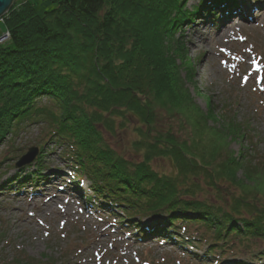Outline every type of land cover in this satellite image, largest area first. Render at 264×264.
Listing matches in <instances>:
<instances>
[{
  "label": "trees",
  "instance_id": "1",
  "mask_svg": "<svg viewBox=\"0 0 264 264\" xmlns=\"http://www.w3.org/2000/svg\"><path fill=\"white\" fill-rule=\"evenodd\" d=\"M186 2L58 0L38 13L28 0L9 8L0 21L1 30L9 32V38L0 42V143L8 135L16 137L26 125L42 122L73 145L93 191L111 196L127 215L160 212L170 227L195 220L214 233L208 248L221 237L264 238V205L258 211L250 203L255 199L231 191L233 203L223 206V201L216 205L196 197L200 175L207 178L208 188L218 191L216 177L204 165L221 151L213 146L208 160L204 150L193 155L188 141L165 122L178 107V95L189 98L187 81L179 72L186 54L176 33L198 11L187 8ZM190 61L184 70L186 80L192 81ZM210 103L204 119L197 111V126L206 127L209 117L231 124L228 131L215 121V126L208 123L225 144L229 145V135L230 142L247 135L250 139L248 120L239 119L232 104L225 102L216 115ZM129 130L137 136L127 141L126 152L118 151L110 141L122 140L119 134ZM200 130L195 129L199 136ZM248 142V147L240 145L238 158L227 155L224 164H217L233 186L243 187L256 177L255 164L247 158L252 155L249 147L257 144ZM155 157L169 158L172 174L158 173L151 165ZM241 167L243 176L238 178ZM176 180L190 185L189 197L180 200L174 195L180 191ZM151 231L163 235L154 226L142 237Z\"/></svg>",
  "mask_w": 264,
  "mask_h": 264
},
{
  "label": "rangeland",
  "instance_id": "2",
  "mask_svg": "<svg viewBox=\"0 0 264 264\" xmlns=\"http://www.w3.org/2000/svg\"><path fill=\"white\" fill-rule=\"evenodd\" d=\"M26 1L28 0H14L10 8L20 6ZM56 1L58 0H31L38 13L53 8ZM238 2L239 9L229 15L236 16L232 18L238 20L234 21L230 17L227 21H221L219 18L218 22L212 24L206 13L200 10L193 19L194 22L183 27L184 37L179 38L176 33L186 54L179 72L187 81L185 89L189 98H185L184 95L180 97L179 94L178 107L174 115L165 121L173 126L181 140L188 141L193 155L204 150L208 160L213 146L221 151L215 158L211 156L204 165L210 168L216 177L218 191L208 188L210 184L205 182L207 178L200 175L198 181L201 190L197 195L216 205L223 201V206H227L226 202L233 203L231 199H227L231 190L235 195L242 197L248 196L244 193L251 192L253 195L248 197L254 198L255 194L258 198L254 199L264 200V0ZM197 5H200L199 0L186 2L189 9ZM2 19L0 18V21ZM0 27H4L3 23H0ZM2 28L0 35L3 33ZM188 61L192 67L194 65L192 81L186 80L184 67ZM210 101L214 105L213 114L216 115L220 114L225 102L230 104L236 102L237 117L248 120L250 136L257 140V145L251 149V157L247 158L250 163L256 164L254 171L257 173H253L256 177H250L243 187H239L238 184L234 187L225 176V172L217 169V164L221 162L224 164L227 155L238 158L240 145L243 143V146L248 147L249 142L246 139L248 135L242 141L237 139L231 142L229 135L227 145L226 140L216 138L215 132L210 129L209 124L215 126L213 118L207 117L209 124L206 123V127L204 124L197 126L199 120L196 118L197 111L203 112L204 119V114L211 105ZM215 122L228 131L232 129L231 124L225 121ZM51 127L41 122L33 123L23 127L15 138L8 135L4 141L6 143H0V264H206L197 258L192 260L194 257L180 259L182 256L180 249L172 247L170 243L159 244L160 241L156 240L145 243L133 240L138 226H135V229L129 226L126 228L128 231H124L118 225L116 216L111 213L114 210L118 214L117 208L105 210L100 207L102 203L112 200L111 196L95 194L99 198H95L96 205L86 207L85 212H81L83 209L69 192L71 187L61 186L66 180L64 175L70 161L65 158L67 148L62 145L63 141L57 139L58 135ZM200 128L201 136L195 131ZM119 135L122 140L115 139L110 143L118 151L126 152L129 149L126 147L129 145L127 141H131L137 135L130 130L126 135L122 133ZM39 144L43 153L38 160H42L44 178L35 186L28 183L18 191L10 190L6 182L19 171L14 165L16 160L28 147ZM243 154L245 155V152ZM249 162H246L243 168L247 167ZM151 165L162 175L172 174L173 166L169 158L155 157L151 160ZM25 167L30 172L35 165L31 163ZM237 169L238 178L242 177V167ZM55 172L60 173L53 177ZM81 173L84 175L82 171ZM89 180L83 178L82 187L91 197L92 187ZM55 181L57 182L54 184ZM68 192L72 196L68 195ZM49 196L53 198V202L46 204ZM250 203L256 208L263 209V203L257 200ZM120 215L123 216L121 213ZM137 218L141 224L147 222L140 214ZM192 227L199 228L208 235V238L214 236L213 231L205 229L202 225ZM175 237L173 235V239ZM221 238L215 241L217 242L215 248L223 255L251 264L259 263L258 259L261 257L257 248H261L263 242H248L245 238V241H241L240 244L237 242L230 247L229 239ZM209 242L212 240L206 243ZM184 243L185 241H182L181 245ZM207 246L204 245L200 252L195 251L197 255L204 253L212 256L211 251L214 247L209 249ZM202 258L203 261L207 260L205 255H202Z\"/></svg>",
  "mask_w": 264,
  "mask_h": 264
},
{
  "label": "water",
  "instance_id": "3",
  "mask_svg": "<svg viewBox=\"0 0 264 264\" xmlns=\"http://www.w3.org/2000/svg\"><path fill=\"white\" fill-rule=\"evenodd\" d=\"M14 0H0V18L7 12V10L11 7ZM37 153L36 148H29L28 152L22 156L20 162L17 164L18 166L27 163L33 159L35 154Z\"/></svg>",
  "mask_w": 264,
  "mask_h": 264
},
{
  "label": "bare ground",
  "instance_id": "4",
  "mask_svg": "<svg viewBox=\"0 0 264 264\" xmlns=\"http://www.w3.org/2000/svg\"><path fill=\"white\" fill-rule=\"evenodd\" d=\"M57 181H55L54 182V184L56 183ZM30 196H32V195H30ZM31 198H33V197H31ZM50 202H53V199L52 198H50V199H46V204H49Z\"/></svg>",
  "mask_w": 264,
  "mask_h": 264
}]
</instances>
